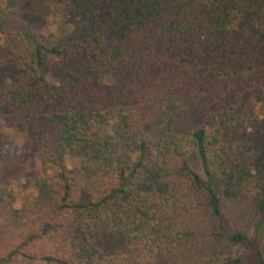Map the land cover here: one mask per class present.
I'll return each instance as SVG.
<instances>
[{
  "label": "trees",
  "instance_id": "obj_1",
  "mask_svg": "<svg viewBox=\"0 0 264 264\" xmlns=\"http://www.w3.org/2000/svg\"><path fill=\"white\" fill-rule=\"evenodd\" d=\"M36 1L71 29L32 27ZM0 57L53 172L18 208L0 188V264H264V0H0ZM14 156L0 137L11 181Z\"/></svg>",
  "mask_w": 264,
  "mask_h": 264
},
{
  "label": "rangeland",
  "instance_id": "obj_2",
  "mask_svg": "<svg viewBox=\"0 0 264 264\" xmlns=\"http://www.w3.org/2000/svg\"><path fill=\"white\" fill-rule=\"evenodd\" d=\"M19 12L21 18L28 20V23L32 27L41 32L43 30L44 32L57 33L59 32L58 29L61 24L65 29L63 32H67L71 29V24L76 21V16L70 8L57 9L53 4H43L39 1L25 3L20 7ZM47 24H49V26L46 30ZM70 68L84 77H95L94 72H91L84 67L70 66ZM13 70L14 68L0 57V94L4 91L6 84L8 83L7 76H10V74H12L11 71ZM19 118L20 114L17 110L0 106V137L4 142L6 150L17 158L15 173L12 172V175L16 176L15 180L11 181L0 174V188L7 186V188L14 191L18 200L16 203L17 208L20 207L23 200L28 199L34 193L32 182L36 177H53V172L51 170H41L39 162L32 153H28L23 146V141L19 133L13 131L12 125L19 121ZM256 158L257 155H252L250 160ZM188 160L191 167L197 172H200L196 153L191 152L188 156ZM72 164L71 161L68 162L69 167L72 166ZM1 221L2 216L0 215V223ZM262 251L264 255V225L262 226ZM19 264L30 263L23 262Z\"/></svg>",
  "mask_w": 264,
  "mask_h": 264
}]
</instances>
